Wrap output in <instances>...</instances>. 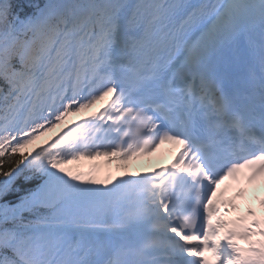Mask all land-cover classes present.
Here are the masks:
<instances>
[{"label": "snow or ice", "instance_id": "1", "mask_svg": "<svg viewBox=\"0 0 264 264\" xmlns=\"http://www.w3.org/2000/svg\"><path fill=\"white\" fill-rule=\"evenodd\" d=\"M242 181L264 0H0V264H264V199L228 219Z\"/></svg>", "mask_w": 264, "mask_h": 264}, {"label": "rangeland", "instance_id": "2", "mask_svg": "<svg viewBox=\"0 0 264 264\" xmlns=\"http://www.w3.org/2000/svg\"><path fill=\"white\" fill-rule=\"evenodd\" d=\"M67 122H71V121H67ZM49 135H52V134H49ZM85 164H88V163H91V162H88V161H85L84 162ZM144 168V164H142V163H140V162H137V164L135 165V168L134 169H139V170H141V169H143Z\"/></svg>", "mask_w": 264, "mask_h": 264}, {"label": "bare ground", "instance_id": "3", "mask_svg": "<svg viewBox=\"0 0 264 264\" xmlns=\"http://www.w3.org/2000/svg\"><path fill=\"white\" fill-rule=\"evenodd\" d=\"M153 157H154V158H157V156H156V155H153ZM134 164H135V163H134ZM134 164H133V168H134ZM130 170H131V169H130Z\"/></svg>", "mask_w": 264, "mask_h": 264}]
</instances>
